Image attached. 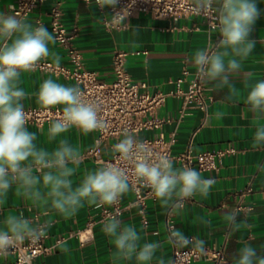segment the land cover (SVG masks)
<instances>
[{
  "label": "crops",
  "instance_id": "crops-1",
  "mask_svg": "<svg viewBox=\"0 0 264 264\" xmlns=\"http://www.w3.org/2000/svg\"><path fill=\"white\" fill-rule=\"evenodd\" d=\"M256 3L260 15L249 37L256 41L254 51L242 61V68L231 76L232 83L240 90V98L229 101L227 88L216 90L214 84L208 82L210 102L207 114L189 109L182 115V100L170 95L158 112L167 121L156 130L140 134V137L163 136L173 141L172 151L175 155L189 147L193 153L232 149L218 159L216 169L199 171L203 178H212L216 183L208 198L197 196L188 200L181 215L166 212L154 198L147 199L145 206L136 203L132 190L121 197L126 206L120 217L122 224L135 225L148 241H159L162 248L157 255H164L166 259L173 257V247L167 240L168 228L173 225L186 236L206 239L207 249L222 250L224 260L221 264H231L233 254L241 247L238 241L249 242L258 251L260 246H264V148H252L256 124H264V121H255L250 106L245 103L250 89L244 88V80L249 73L254 74L253 83L264 80V0H256ZM14 4L15 0H0V12L13 14L9 5ZM56 5L61 9V20L65 26L69 30L78 29L73 46L82 54L88 69L96 71L101 80L111 81L114 78V54L123 51L127 53L126 69L129 75L136 81H146L151 92H175L176 80L182 76L183 70L188 68L193 72L196 69L191 60L195 50L206 48L209 44L214 46L220 40V34L209 29L205 19L198 16H184L173 22L139 13L126 18L121 27H115L110 23V7L101 9L92 0H41L38 8L27 18L28 21L34 25L40 21L51 32V12ZM49 48L61 56L62 64L72 66L64 47L56 43L49 45ZM48 59L52 60L51 57ZM49 78L65 86H76L72 79L42 71L22 73L20 87L29 94L23 101L24 108L40 107L36 103L35 93L42 82ZM187 87L186 81L182 88L185 90ZM218 113L222 115L218 116ZM50 125L27 127L36 133V143L49 151L57 147L60 138H67L72 145L79 147L81 161L72 177L75 187L88 171L100 166L94 157L86 155L95 145L98 133L84 135L73 127L57 140L49 142ZM115 142V138L104 142L102 157L112 155ZM173 163L175 167H184L180 161ZM107 207L97 209L85 204L76 216L69 219L55 213L45 216L30 201L15 195L13 188L6 205L0 209V221L10 212L23 211L35 223L50 222L46 244L52 246L58 239L62 241L53 252L38 257L36 264H111L110 255L114 246L101 230L105 222L101 220L102 211ZM229 211H237L238 221L247 219L252 228L231 233L223 220L224 214ZM200 215L211 220L210 228L192 223L193 218ZM12 259V256L6 260L0 259V264ZM194 264L209 262L202 259Z\"/></svg>",
  "mask_w": 264,
  "mask_h": 264
},
{
  "label": "clouds",
  "instance_id": "clouds-1",
  "mask_svg": "<svg viewBox=\"0 0 264 264\" xmlns=\"http://www.w3.org/2000/svg\"><path fill=\"white\" fill-rule=\"evenodd\" d=\"M96 5L115 8L118 0H95ZM15 9V5H9ZM192 11L209 18L210 26L222 39L214 46L195 50L191 57L201 80L214 84L216 90L227 88V99L240 98V90L231 76L242 68L254 51L256 41L250 39L260 15L256 0H192ZM129 15L122 10L112 15L113 23H123ZM57 38L43 23L34 25L20 12H0V209L8 200L10 190L30 201L45 216L55 213L65 219L72 218L85 204L112 206L129 193L135 184L151 190V194L166 212L181 215L186 202L197 196L208 198L216 181L205 179L195 168L175 167L167 155L153 156L147 144L134 134L113 145L116 160L131 167L106 163L88 171L74 187L72 177L81 161V151L67 138H60L57 147L49 151L36 143L37 135L28 130V115L23 101L29 94L20 87L21 74L32 72L38 62L51 57L59 66L61 56L50 51ZM254 79L249 73L244 88L250 89L245 103L250 106L255 121H264V80ZM36 103L44 110L63 106V114L48 129V141L57 140L70 128L87 135L104 130L107 124L100 115L99 106L85 100L78 85L65 86L49 78L42 82ZM222 115V113L217 114ZM253 149L264 148V124L257 123L252 141ZM118 154V155H116ZM237 211L226 212L225 225L231 233L251 229L247 219H237ZM192 223L211 227V220L203 215ZM50 222L35 223L23 211L8 213L0 221V259L6 260L25 242L36 243L47 235ZM102 232L114 246L111 264H175L164 255H157L162 244L148 241L135 225H123L115 216L107 218ZM167 240L178 250L188 249L184 255L207 257V240L199 236L188 237L174 225L169 226ZM241 247L233 254L231 264H264V246L259 251L249 242L238 241Z\"/></svg>",
  "mask_w": 264,
  "mask_h": 264
},
{
  "label": "built area",
  "instance_id": "built-area-1",
  "mask_svg": "<svg viewBox=\"0 0 264 264\" xmlns=\"http://www.w3.org/2000/svg\"><path fill=\"white\" fill-rule=\"evenodd\" d=\"M40 2L41 0H15V9H12V13L20 12L22 16L28 18L38 8ZM125 9L129 13L126 18L139 13H148L157 18L177 22L184 16H198L205 19L209 29H213L209 18L192 11V0H118L115 8H109L112 26L121 27V23L112 22V15ZM51 16V32L56 36L57 43L65 48L72 66L69 67L62 63L56 66L52 60L46 58L38 62L33 71H42L74 80L84 92L85 100L99 106L100 115L104 118L107 127L96 131L98 137L95 145L86 154L94 157L98 165L113 163L131 167L125 162L116 160L113 153L109 157L101 156V148L107 139L115 138L116 144L124 138L125 133L134 134L139 140L145 142L153 156L167 155L173 161H180L184 166L196 168L200 172L216 169L218 159L232 151V149L227 151L206 150L193 153L189 147L185 152L175 155L172 151L173 141L166 140L163 136L140 137L141 133L156 130L167 121L160 117L158 112L170 95L178 96L182 100V115L189 109H197L207 114L210 96L207 92V84L199 78L197 69L193 72L188 68L183 70L182 76L176 80L177 90L175 92H151L148 90L146 81H136L129 75L126 69L127 53L119 51L114 54L112 62L114 78L111 81L101 80L96 71L86 67L82 54L73 46L78 29L69 30L65 26L61 20V9L58 5L53 7ZM39 23L41 22L37 21V24ZM220 39H222L221 36ZM186 81L188 87L184 90L182 84ZM24 110L28 115L27 125H36L40 128L59 119L63 114V108L60 107L49 110L41 107H27ZM131 190L135 194L136 203L142 206L146 205L147 199L154 198L151 190L140 184H135ZM125 209L126 206L120 198L116 204L103 209L101 220L105 221L112 216L120 219ZM47 237L48 233L36 243L25 242L10 253L9 256L13 259L4 264H36L38 257L50 254L62 241L58 239L55 245L49 246L46 244ZM187 251V248L180 251L173 247L172 260L175 264H194L202 259H206L209 264H221L224 260V252L219 249H208L207 257L203 258L191 254L184 255L183 252Z\"/></svg>",
  "mask_w": 264,
  "mask_h": 264
}]
</instances>
